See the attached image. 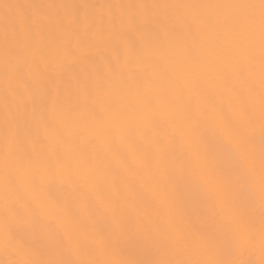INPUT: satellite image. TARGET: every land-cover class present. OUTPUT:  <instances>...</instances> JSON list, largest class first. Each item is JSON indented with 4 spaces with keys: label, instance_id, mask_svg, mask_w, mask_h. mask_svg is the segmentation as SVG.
Segmentation results:
<instances>
[{
    "label": "snow or ice",
    "instance_id": "snow-or-ice-1",
    "mask_svg": "<svg viewBox=\"0 0 264 264\" xmlns=\"http://www.w3.org/2000/svg\"><path fill=\"white\" fill-rule=\"evenodd\" d=\"M0 264H264V0H0Z\"/></svg>",
    "mask_w": 264,
    "mask_h": 264
}]
</instances>
